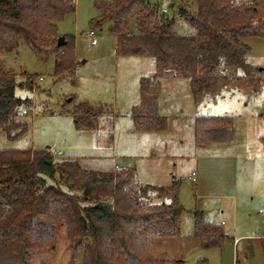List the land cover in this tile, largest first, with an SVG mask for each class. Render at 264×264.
Listing matches in <instances>:
<instances>
[{"label": "trees", "instance_id": "obj_1", "mask_svg": "<svg viewBox=\"0 0 264 264\" xmlns=\"http://www.w3.org/2000/svg\"><path fill=\"white\" fill-rule=\"evenodd\" d=\"M95 6L101 15L91 26L107 21L119 54L149 57L156 69L138 81L140 103L131 111L136 131L167 129L166 117L158 113L157 71L184 77L195 106L220 95L229 82L227 70L238 69L246 81L258 73L245 61L249 46L244 39L264 36V17L253 0L168 3L169 15L159 13V4L151 0H98ZM74 12L75 0H0V51L14 50L21 38L36 59L55 57L56 76L72 74L74 41L65 36L64 45L57 46L56 23ZM176 16L192 33L177 32ZM131 20L135 33L129 31ZM19 104L14 80L0 74V130L9 138L26 129L15 120ZM100 113L79 103L71 113L73 125L93 130ZM231 125L227 116H197L195 142H226ZM56 158L48 149L0 150V264H49L39 259L55 251L62 230L69 255L81 251L80 264L174 263L155 255L153 240L179 234L183 209L177 183L170 189L144 185L137 182L134 167L107 174L83 169L73 159ZM157 198L159 203L152 204ZM193 219L192 235L201 248L221 247L228 239L220 226L204 220L202 212L195 211Z\"/></svg>", "mask_w": 264, "mask_h": 264}, {"label": "rangeland", "instance_id": "obj_2", "mask_svg": "<svg viewBox=\"0 0 264 264\" xmlns=\"http://www.w3.org/2000/svg\"><path fill=\"white\" fill-rule=\"evenodd\" d=\"M96 1L75 0V12L56 23L58 36L74 41L72 74L56 76L55 57L36 59L21 38L14 50L0 51V74L14 80V99L20 102L15 108V120L26 125L25 131L15 138L0 130V150L54 147L60 152V159H73L83 169L112 174L119 168L134 167L140 184L170 189L173 182L177 183L178 201L183 209L179 234L155 238V255L165 256L173 264H198L199 260L208 264H235L236 257L240 260L242 256L241 247L254 239H245L239 245L227 239L221 247L203 249L192 235L193 214L200 211L208 222L231 223L232 200L224 196L236 194V198L242 199L243 222L247 220L257 226V237L264 236V215L260 214L264 211V77L257 74L256 86L235 83L216 100L207 98L195 106L185 79L174 77L173 72L165 75L157 71L158 104L160 115L167 119V129L138 132L131 119L132 108L140 103L138 81L156 69L149 57L119 54L117 39L109 34L107 21L100 27L91 26L92 19L101 15ZM253 1L264 17V0ZM151 2L159 4V13L169 15L168 3L186 5L191 0ZM176 20L177 32L192 33L184 19L176 16ZM129 31H137L134 20ZM254 41L244 39L255 52ZM257 68L264 71V36L257 37ZM241 74L236 69L233 78H228L240 80ZM79 103L101 109L93 130L74 127L71 113ZM197 116L230 117L234 129L231 140L225 144L210 141L198 145L193 130ZM253 163L257 164L254 191L241 182L245 169ZM157 199H152L156 200L152 204L157 205L160 198ZM224 231L228 236L233 234L228 224ZM58 235L55 251L44 252L39 260L49 264H80L81 251L71 257L65 231ZM242 235L253 234L236 231L234 239Z\"/></svg>", "mask_w": 264, "mask_h": 264}, {"label": "crops", "instance_id": "obj_3", "mask_svg": "<svg viewBox=\"0 0 264 264\" xmlns=\"http://www.w3.org/2000/svg\"><path fill=\"white\" fill-rule=\"evenodd\" d=\"M117 39V38H116ZM254 43L252 44L254 47H256V50L254 52V50L250 47L249 44H247L249 46V51L248 53L246 54L245 56V61L252 65V66H255L257 67V37L254 38ZM261 70H263L262 68H259L258 69V73L254 74L253 78H252V81L249 80V81H246L247 79L243 78L241 80H239V78H237V80H234V79H229V82L224 84L221 92L219 94H221L222 92L225 91V89H231L233 88L234 84L235 83H244V84H253V86L255 85L256 86V83H257V74L260 75L261 73ZM236 69H229V72L228 70L226 71V75L228 77H232V72L235 71ZM159 72H163V71H159ZM171 72H168V73H165L163 72V74L165 75H170ZM229 74V75H228ZM174 77H178L180 75L178 74H172ZM242 76V74H241ZM261 76V75H260ZM181 78L185 79L184 77L180 76ZM236 78V77H235ZM157 82H159V76L157 75V78H156ZM186 80V79H185ZM187 82V80H186ZM159 84V83H158ZM187 85H188V82H187ZM244 87L242 86H238V87H242L243 90H245V85H243ZM250 88V86H249ZM189 89V87H188ZM138 95H139V92H138ZM158 95V94H157ZM219 98V96L216 97V99ZM214 99V100H216ZM159 103V102H158ZM157 103V107H158V113H160L161 109H160V106L159 104ZM162 116V115H161ZM194 123H195V120L193 121V130H194ZM234 129L231 125V128H230V139L226 142H217V143H228L230 140H231V137H232V133H233ZM139 132V131H138ZM153 132V131H151ZM255 136H257V129H256V134ZM55 150V148H54ZM56 154H57V158L60 157V152H57L55 150ZM152 154L155 155L154 152H152ZM244 179L241 181L244 183V186L246 185V187L252 189L253 191L255 189H257V164L256 163H253V164H249L247 166V168L245 169V173H244ZM260 188V187H259ZM252 195V194H251ZM227 198V200L231 199L232 200V217H231V223L230 222H226L224 220H221L220 222L218 221H205L208 222V223H212V224H215V225H218L222 228V230L224 231L225 227L227 226V224L230 226L231 228V232H233L232 236H228L225 231L224 233L228 236V239L232 240V242L234 243L235 241L237 242V245H239V243L245 239H254V240H251V241H248L245 243L244 246L241 247L242 249V256L240 257V260L236 257L235 259V264H264V248L262 246V241L264 240V236L263 237H257V226H252V224L248 223L247 220H245L243 222V217L241 216L240 214V211H241V201L242 199H238L236 198L237 195L236 194H229V195H226L224 196ZM241 197H244L243 195ZM252 197V196H251ZM253 198V197H252ZM240 208V209H239ZM263 212V211H262ZM262 212H260V214L262 215ZM236 231H240V233H252L253 235H242L238 238H235L234 239V233ZM256 234V235H255Z\"/></svg>", "mask_w": 264, "mask_h": 264}, {"label": "built area", "instance_id": "obj_4", "mask_svg": "<svg viewBox=\"0 0 264 264\" xmlns=\"http://www.w3.org/2000/svg\"><path fill=\"white\" fill-rule=\"evenodd\" d=\"M235 2H238V0H235ZM89 35H90V37H92V36H93V33L91 32ZM261 75L264 77V71H263V70H262V72H261ZM39 80H41V78H39ZM22 113H23L24 115L27 114V110L24 109V110L22 111ZM48 151H49V153H50L52 156H54V157L57 156V154H56V152H55V150H54V147L50 148ZM193 174H194V173H193ZM192 180L194 181V178H192ZM262 215H264V211L262 212Z\"/></svg>", "mask_w": 264, "mask_h": 264}, {"label": "water", "instance_id": "obj_5", "mask_svg": "<svg viewBox=\"0 0 264 264\" xmlns=\"http://www.w3.org/2000/svg\"><path fill=\"white\" fill-rule=\"evenodd\" d=\"M65 43V40H64V37L60 36L58 39H57V46L61 47L63 46ZM260 71L262 72V70L260 69Z\"/></svg>", "mask_w": 264, "mask_h": 264}]
</instances>
